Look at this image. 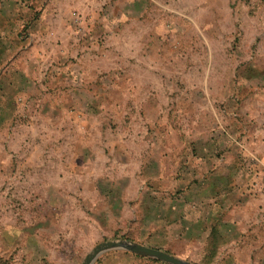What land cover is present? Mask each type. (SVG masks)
Wrapping results in <instances>:
<instances>
[{
  "label": "rangeland",
  "instance_id": "1",
  "mask_svg": "<svg viewBox=\"0 0 264 264\" xmlns=\"http://www.w3.org/2000/svg\"><path fill=\"white\" fill-rule=\"evenodd\" d=\"M120 239L264 264V0H0V264Z\"/></svg>",
  "mask_w": 264,
  "mask_h": 264
},
{
  "label": "crops",
  "instance_id": "2",
  "mask_svg": "<svg viewBox=\"0 0 264 264\" xmlns=\"http://www.w3.org/2000/svg\"><path fill=\"white\" fill-rule=\"evenodd\" d=\"M24 76H27V78L29 77V73L27 72V70H26V73H25ZM9 84L13 85L14 83L9 82ZM184 215L185 214H182V212H180L179 209H177V208H174V207L173 208H166L165 212L164 211H162L160 213L156 212V213H154L152 215V217L150 219H152L153 223L150 222V225H148L147 228L148 229L150 228L151 230L156 229L157 231L163 230V228H165V232H168V236L170 234H172L173 238H177L182 233H179V230L173 229V228L175 226L179 225V227L180 228L182 227V229H183V225L180 224L181 222L184 223V224H186V222H187L189 224V226H190V231L192 229V221L191 222L188 221V219H186ZM198 215L202 218L201 219L202 221L207 222V219H206L207 215L206 214H204L202 212L200 213V210H198ZM147 220L148 219L145 218V222ZM156 221L157 222L158 221L163 222V225H161V227H160ZM189 238H190V236H189ZM132 242H135L136 244H138L140 246H143V247H146V248L161 250V251L166 252V253H168L170 255H173V256H175V257H177L179 259H182V258L178 257L177 254L170 253L169 251H166L165 249H162V248H159V247L157 248V247H154V246H148V245L142 244L140 242H136V241H132ZM113 257H120V258H117V259H120V260H117V261H119L122 264H124V261L126 262V264H135V263L140 262V261H148L149 264H155V263L156 264H166V263H163V262H159L157 260L144 259V258L136 256L135 254H131V253H128V252H118V251L109 252L108 254L100 256L95 261L94 264H106L109 260H112ZM182 261L188 262L190 264H194V263H192L190 261H186V260H183V259H182Z\"/></svg>",
  "mask_w": 264,
  "mask_h": 264
},
{
  "label": "water",
  "instance_id": "3",
  "mask_svg": "<svg viewBox=\"0 0 264 264\" xmlns=\"http://www.w3.org/2000/svg\"><path fill=\"white\" fill-rule=\"evenodd\" d=\"M115 251L128 252L144 259L157 260L166 264H190L161 250L146 248L135 242L123 239L107 241L96 245L85 256L82 264H94L100 256Z\"/></svg>",
  "mask_w": 264,
  "mask_h": 264
},
{
  "label": "trees",
  "instance_id": "4",
  "mask_svg": "<svg viewBox=\"0 0 264 264\" xmlns=\"http://www.w3.org/2000/svg\"><path fill=\"white\" fill-rule=\"evenodd\" d=\"M208 247L212 248L209 253L214 256L216 253H214L213 251L217 248L216 243L214 242V244H211L210 241H208Z\"/></svg>",
  "mask_w": 264,
  "mask_h": 264
}]
</instances>
